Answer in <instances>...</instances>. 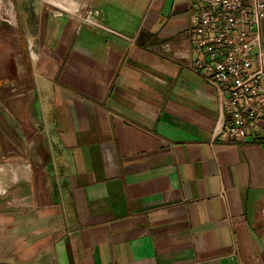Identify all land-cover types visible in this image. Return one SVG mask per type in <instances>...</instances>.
<instances>
[{
  "label": "crops",
  "instance_id": "crops-1",
  "mask_svg": "<svg viewBox=\"0 0 264 264\" xmlns=\"http://www.w3.org/2000/svg\"><path fill=\"white\" fill-rule=\"evenodd\" d=\"M190 13L0 0V264H264V133L213 137Z\"/></svg>",
  "mask_w": 264,
  "mask_h": 264
},
{
  "label": "built area",
  "instance_id": "built-area-1",
  "mask_svg": "<svg viewBox=\"0 0 264 264\" xmlns=\"http://www.w3.org/2000/svg\"><path fill=\"white\" fill-rule=\"evenodd\" d=\"M190 1L191 66L214 88L219 109L212 135L255 138L264 133V0ZM89 10L84 3L70 12L93 24Z\"/></svg>",
  "mask_w": 264,
  "mask_h": 264
},
{
  "label": "rangeland",
  "instance_id": "rangeland-1",
  "mask_svg": "<svg viewBox=\"0 0 264 264\" xmlns=\"http://www.w3.org/2000/svg\"><path fill=\"white\" fill-rule=\"evenodd\" d=\"M8 30H9V28H8V26H6V35H5V37L2 38V39H4L5 42L0 41V44H1L3 47H8V46H9V43H12V39H10V37H13V33H14V31H13V32L11 31V35L8 36V35H9ZM15 33H16V32H15ZM12 203H13V204H12L13 206L16 205V203H14V202H12ZM11 223H12V222H11ZM5 259H6V260H13L12 258H9V257H5Z\"/></svg>",
  "mask_w": 264,
  "mask_h": 264
}]
</instances>
